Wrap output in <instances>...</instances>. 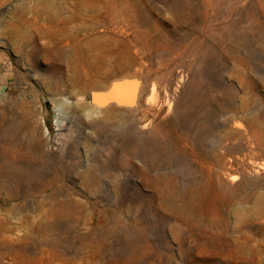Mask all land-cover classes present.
<instances>
[{
  "label": "rangeland",
  "instance_id": "obj_1",
  "mask_svg": "<svg viewBox=\"0 0 264 264\" xmlns=\"http://www.w3.org/2000/svg\"><path fill=\"white\" fill-rule=\"evenodd\" d=\"M0 264H264V0H0Z\"/></svg>",
  "mask_w": 264,
  "mask_h": 264
},
{
  "label": "water",
  "instance_id": "obj_2",
  "mask_svg": "<svg viewBox=\"0 0 264 264\" xmlns=\"http://www.w3.org/2000/svg\"><path fill=\"white\" fill-rule=\"evenodd\" d=\"M138 83L130 78H122L112 83L105 90L91 94V104L94 107L117 106L127 108L135 101V88Z\"/></svg>",
  "mask_w": 264,
  "mask_h": 264
},
{
  "label": "bare ground",
  "instance_id": "obj_3",
  "mask_svg": "<svg viewBox=\"0 0 264 264\" xmlns=\"http://www.w3.org/2000/svg\"><path fill=\"white\" fill-rule=\"evenodd\" d=\"M132 104H133V102H132ZM132 104H131V105H132ZM131 105H130V106H131ZM126 107H128V106H126Z\"/></svg>",
  "mask_w": 264,
  "mask_h": 264
}]
</instances>
